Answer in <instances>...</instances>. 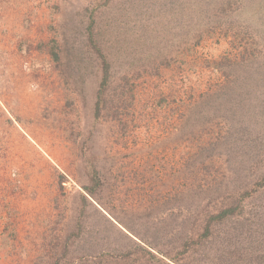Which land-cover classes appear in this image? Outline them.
Here are the masks:
<instances>
[{"label":"rangeland","instance_id":"rangeland-1","mask_svg":"<svg viewBox=\"0 0 264 264\" xmlns=\"http://www.w3.org/2000/svg\"><path fill=\"white\" fill-rule=\"evenodd\" d=\"M103 2L0 0V264H145L148 256L138 247L165 264L182 263L175 260L172 227L188 230L193 213L178 194L193 179L212 180L215 169L199 168L200 151L174 128L199 95L226 83L208 64L224 53L238 56L230 45L238 34L213 23L193 46L184 17L174 19L173 1ZM86 7L95 11L94 44L85 26L73 38L66 29L75 19H65ZM178 9L184 14L182 4ZM96 43L110 57L116 82L122 73L141 71L132 79L133 98L126 95L133 106L125 130L94 115L102 67ZM152 62L157 77L142 68ZM210 107L195 131L197 147L227 129L223 107ZM241 112L235 108L231 116L234 130ZM257 126L253 134L263 135ZM214 164L222 168L223 157ZM252 196L248 240L259 253L264 190ZM211 242L185 257L205 264L206 247L218 248Z\"/></svg>","mask_w":264,"mask_h":264},{"label":"trees","instance_id":"trees-1","mask_svg":"<svg viewBox=\"0 0 264 264\" xmlns=\"http://www.w3.org/2000/svg\"><path fill=\"white\" fill-rule=\"evenodd\" d=\"M106 1L102 4L107 7L108 1L114 0ZM170 1H173L171 7L174 19L182 20L184 17L187 23L185 33H188L187 36L190 34L189 42L193 46L198 45L207 36V30L211 29L208 25L213 23L222 26L225 34L231 30H236L238 34L230 43L238 51V56L224 53L218 60L208 64L213 73L226 77V83L218 86L213 93L199 95V101L192 102L188 116L174 128L177 136L187 138V142L200 151L199 168L215 169L212 180H203L204 176L193 179L178 194L189 201L193 221L188 230L182 223H176L172 227L174 231L171 240H174L175 260L182 262L181 264H194L193 259L185 257L187 252H198L200 245L206 246L207 242L211 241L214 244L215 241L218 244L215 251L213 245L206 247L204 251L205 264H216L225 257L234 259L223 264H237L239 260L240 264H264V235L257 236L261 241V248L259 245L256 247L259 251L257 253V249L253 248L250 239L248 240L252 221L251 212L247 211L250 200L253 199L252 194L255 196V193L258 195L264 190V0ZM180 4L185 9L184 14L178 9ZM74 19L76 22H72ZM94 19L95 11L88 7L76 12L69 20L65 19L66 22H72L66 28L68 35L73 38L85 26L83 31L88 33L87 38L94 44L97 40L94 33L98 30ZM50 47L53 59L57 60L56 42L50 41ZM93 54L102 59L94 115L96 118L104 117L105 120L116 122L125 130L127 124L123 122V118L129 115L133 106L128 98L126 99V95L128 94L129 99L133 98L132 79L140 77L141 71L122 73L116 82L117 72L114 74L111 69L113 63L109 61V56L101 55L97 43L94 45ZM169 62V58H164L165 64ZM142 68L151 69L152 72L145 70L150 76H159L155 62ZM229 79H233L232 85H228ZM250 98L252 101H248ZM210 106L216 112L223 107L220 113L225 112L227 116V129L223 136L210 141L207 147L206 144H198L197 147L194 140L195 131L199 121L204 118V109ZM235 108L242 111L237 123L233 124L237 130L231 127V116ZM256 123L263 135L253 134ZM219 156L223 157L222 168L215 167L214 164L215 157ZM193 163L196 164L194 161ZM188 171L189 176L195 172L194 168ZM205 176L209 177L210 174ZM261 225L264 226V218ZM220 244L238 249L233 250L234 252L227 251ZM138 250L141 252L140 256L149 257L147 261L144 260L145 264H165L143 247H138ZM214 252H219L220 255L215 256ZM258 254L260 255L256 262ZM131 262L136 264L135 260Z\"/></svg>","mask_w":264,"mask_h":264}]
</instances>
